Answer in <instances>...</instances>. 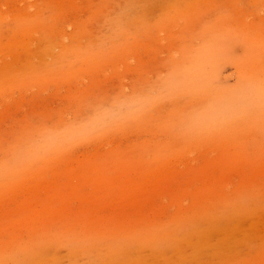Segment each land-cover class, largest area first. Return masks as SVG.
Returning a JSON list of instances; mask_svg holds the SVG:
<instances>
[{"label":"rangeland","instance_id":"obj_1","mask_svg":"<svg viewBox=\"0 0 264 264\" xmlns=\"http://www.w3.org/2000/svg\"><path fill=\"white\" fill-rule=\"evenodd\" d=\"M262 53L264 0H0V264H264Z\"/></svg>","mask_w":264,"mask_h":264},{"label":"bare ground","instance_id":"obj_2","mask_svg":"<svg viewBox=\"0 0 264 264\" xmlns=\"http://www.w3.org/2000/svg\"><path fill=\"white\" fill-rule=\"evenodd\" d=\"M260 49V48H259ZM255 50H257V49H255ZM259 51V50H258ZM256 52V51H255ZM259 53V52H258ZM259 55V54H258ZM256 56V55H253L255 58L253 59V60H251V61H253V63H254V61L255 62H257V60H259V58H262V56L264 55V53H262V55L260 54L259 56ZM258 57V58H257ZM264 57V56H263ZM257 59V60H256ZM255 64V63H254ZM253 65V64H252ZM260 67H261V65H260ZM254 71V70H253ZM257 71V70H256Z\"/></svg>","mask_w":264,"mask_h":264}]
</instances>
